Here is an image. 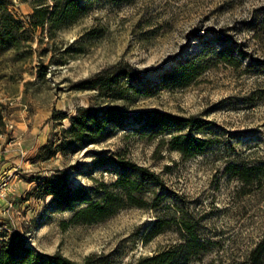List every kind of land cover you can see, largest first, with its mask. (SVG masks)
Masks as SVG:
<instances>
[{"label": "rangeland", "instance_id": "374dc122", "mask_svg": "<svg viewBox=\"0 0 264 264\" xmlns=\"http://www.w3.org/2000/svg\"><path fill=\"white\" fill-rule=\"evenodd\" d=\"M36 1L1 5L20 25L17 43L0 32V243L16 235L37 255L135 264L180 244L185 234L177 224L188 221L206 251L187 264H250V253L264 242V34L253 38L246 23L264 0H79L84 14L52 37L46 28L27 26ZM224 44L235 58L232 66L211 54ZM201 50L206 55L193 59L201 68L187 87L134 94L121 78L126 100L110 101L83 86L121 64L131 86L141 89ZM88 106L117 107L119 122L80 147L65 131ZM147 111L206 121L205 132L183 133L210 146L190 159L158 149L130 121ZM98 156L114 163L91 168ZM121 160L158 176L144 185L146 208H125L92 225L71 224L73 212L60 211L54 196L41 194L43 179L64 169L61 191L80 189L86 198L102 200L104 186L113 191L123 175L116 164ZM228 165L254 168L249 182L227 173ZM153 199L156 209L150 208ZM157 219L164 230L148 239Z\"/></svg>", "mask_w": 264, "mask_h": 264}, {"label": "trees", "instance_id": "16d2710c", "mask_svg": "<svg viewBox=\"0 0 264 264\" xmlns=\"http://www.w3.org/2000/svg\"><path fill=\"white\" fill-rule=\"evenodd\" d=\"M52 5H46L43 0L36 1L32 12L28 15L27 26L31 29L45 28L52 37L55 31L75 22L84 9L79 5V0H50ZM3 0H0V32L4 34L6 40L17 43L14 32L19 28L20 22L16 21L12 14L4 10ZM248 31L253 34V38L259 39L264 34V7L258 11L247 23ZM226 44L219 50L212 49V56L218 63L233 65L235 58L227 52ZM204 50L191 56L178 68L165 72L159 80L150 83L144 88L131 86L130 72L121 68V64L113 67L114 72L105 70L98 73L92 80L83 84L88 90H94L100 97H105L110 101L126 100L124 92L119 88L121 78H126L128 88L134 94L144 93L154 94L162 90L187 87L194 79L196 70L200 65H193L194 60H201L205 57ZM192 59V61H191ZM121 68V69H120ZM45 70L38 72L39 78H44ZM117 107H96L88 106L80 108L77 114L70 118V127L65 131L77 146L84 147L92 144L95 139L103 138L109 129V125L118 124ZM1 120V118H0ZM132 124L137 126L134 129L147 140L156 141L157 148H166L175 151L183 159L194 158L202 154L211 144L209 140L201 137L183 133V130H195L205 132L206 121L198 117H180L161 111H147L136 113L130 117ZM112 157L98 156L92 161V167L112 165ZM118 164L123 175L112 184V189L108 190L104 185V197L102 200L93 201L86 198L85 192L78 189L76 191H61L59 185L64 183V169L49 179H43L40 187L42 195L54 196V202L60 211H71L73 215L71 224L92 225L112 217L120 210L129 207L146 208L148 204L142 197L148 182L157 183L159 178L146 168L137 166L129 161L121 160ZM254 168H245L236 165H228L226 172L236 177L244 183H248ZM63 190V189H62ZM158 199H153L150 208L156 209ZM175 223V221H173ZM165 224V223H164ZM180 234L183 232L182 242L175 246L163 249L151 256H146L137 260L135 264H187L191 258H195L206 251L205 243L195 235L192 225L188 221H181L177 224ZM164 227L157 219L149 228L146 237L152 238L161 232ZM250 264H264V242L259 244L254 253L249 255ZM0 264H92L87 258L83 263L69 260L59 253L53 255H37L31 248L24 244L23 240L14 235L9 241L0 243Z\"/></svg>", "mask_w": 264, "mask_h": 264}]
</instances>
